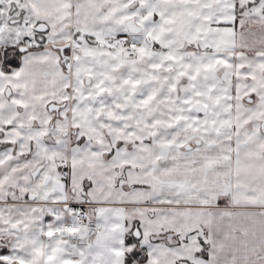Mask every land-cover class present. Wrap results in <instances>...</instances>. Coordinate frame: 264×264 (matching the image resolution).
I'll use <instances>...</instances> for the list:
<instances>
[{
	"label": "snow or ice",
	"instance_id": "1",
	"mask_svg": "<svg viewBox=\"0 0 264 264\" xmlns=\"http://www.w3.org/2000/svg\"><path fill=\"white\" fill-rule=\"evenodd\" d=\"M0 264H264V0H0Z\"/></svg>",
	"mask_w": 264,
	"mask_h": 264
}]
</instances>
